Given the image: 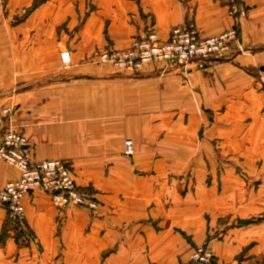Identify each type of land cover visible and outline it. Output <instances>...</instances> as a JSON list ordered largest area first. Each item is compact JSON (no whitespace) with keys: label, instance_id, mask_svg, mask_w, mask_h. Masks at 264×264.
I'll use <instances>...</instances> for the list:
<instances>
[{"label":"crops","instance_id":"0c3cea01","mask_svg":"<svg viewBox=\"0 0 264 264\" xmlns=\"http://www.w3.org/2000/svg\"><path fill=\"white\" fill-rule=\"evenodd\" d=\"M36 1L0 0V110L15 109L0 133H24L33 160L69 161L77 185L99 206L62 210L41 190L28 195L25 221L42 249L31 242L20 258L31 259L26 264H39L37 258L42 264H181L209 241L211 264H264V222L237 225L239 211L223 216L189 191L181 196L178 163L187 165L194 155L163 153L164 146L178 145L183 127L193 136L196 114L224 113L246 106L245 100L262 111L264 0H244L248 15L240 21L239 39L249 54L234 52L202 70L148 64L139 73L99 68L86 59L129 47L149 29L162 40L186 23L204 37L221 34L235 24L225 1L88 0L94 9L72 34L77 61L67 71L58 61H19V33L46 19L71 17L73 24L86 0H45L32 9ZM24 11H30L28 19L18 24ZM48 33L43 29L38 40L44 50L50 48ZM20 82L29 85L13 92ZM126 139L134 141L133 156L124 154ZM18 176L16 167L0 161V188ZM4 212L0 207V226Z\"/></svg>","mask_w":264,"mask_h":264},{"label":"rangeland","instance_id":"374dc122","mask_svg":"<svg viewBox=\"0 0 264 264\" xmlns=\"http://www.w3.org/2000/svg\"><path fill=\"white\" fill-rule=\"evenodd\" d=\"M44 1L39 0L37 3L39 2L40 5ZM74 3L72 2L73 7ZM82 3L83 13L75 19L73 24H71V17L46 19L35 28L31 27L27 31L20 30L19 61H58L60 70H69L74 61H77L73 55L74 49L70 47L72 34L85 24L90 12L94 9L88 0ZM78 5L79 2H77ZM29 13L30 11L23 12L22 16L17 19L18 24H24ZM70 25L75 26L72 28V32H69ZM43 29H49L51 32L44 38L51 40L50 48L45 50L39 43L42 41V36H39ZM33 45L40 47L34 49ZM64 51L69 52L72 59V65L68 68H64L62 65ZM86 61L94 63L89 59ZM94 65L99 68H107V64L96 63ZM111 68L118 71L116 68ZM28 85V82H20L18 88L15 87L11 90L14 92L18 89L20 92ZM252 104L253 100H245L244 105L246 106L232 107L224 113L215 114L212 110H206L203 114H196L195 123L197 126L193 131V136L189 135L186 128L183 127L180 130L178 145L172 143L163 148L164 154L182 156L192 153L194 155L192 161L187 165L183 162L178 163L177 169L180 174L175 181L177 187H184L181 190V196L185 197L189 191L196 201L208 203V207L218 209L217 213L223 214V216L226 213L235 214L239 211L243 215V219L239 218L237 225L242 226L264 222V107H262V111L261 109L258 111L252 108ZM12 108V115L4 122H10L15 115V109ZM187 121L188 117L185 119V125ZM203 174L205 176H202ZM255 213L257 215H250ZM31 242L39 251L42 249L41 244L34 241V233L25 220L13 221L4 212L0 226V264H26L31 261L29 258H20L19 256L21 250L31 248ZM37 259L39 264H42L43 259ZM32 261H36V259Z\"/></svg>","mask_w":264,"mask_h":264},{"label":"built area","instance_id":"2783aa9c","mask_svg":"<svg viewBox=\"0 0 264 264\" xmlns=\"http://www.w3.org/2000/svg\"><path fill=\"white\" fill-rule=\"evenodd\" d=\"M228 14L235 21L232 28L215 36H201L194 23H186L172 29L167 40L159 38L154 29L134 38L129 47L108 48L96 52L89 60L94 63L107 64L119 72L139 73L148 64L162 65L163 70L170 68H186L194 65L197 69L206 68L214 59H224L234 52L249 54L240 42V21L248 15L244 0H224ZM25 12V11H24ZM62 65H72L69 52L62 54ZM13 113L10 105L0 110V124ZM27 137L13 129L0 133V161H5L19 171V176L10 180L0 188V207L5 209L13 221L26 219L25 198L41 190L51 197L54 207L66 209L78 206L91 211L97 210L99 203L95 197L81 190L65 159H48L36 161L27 148ZM125 154H135L132 139H126ZM214 258L209 241L196 247L188 261L181 264H211Z\"/></svg>","mask_w":264,"mask_h":264},{"label":"trees","instance_id":"16d2710c","mask_svg":"<svg viewBox=\"0 0 264 264\" xmlns=\"http://www.w3.org/2000/svg\"><path fill=\"white\" fill-rule=\"evenodd\" d=\"M37 1H39V0H37ZM37 1L34 3L32 9L36 8V7L39 5V2L37 3ZM82 191H83V190H82ZM84 192L87 193L86 191H84Z\"/></svg>","mask_w":264,"mask_h":264}]
</instances>
